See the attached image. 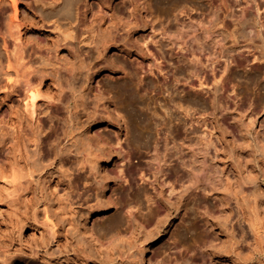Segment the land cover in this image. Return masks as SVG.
Here are the masks:
<instances>
[{"label":"bare ground","instance_id":"1","mask_svg":"<svg viewBox=\"0 0 264 264\" xmlns=\"http://www.w3.org/2000/svg\"><path fill=\"white\" fill-rule=\"evenodd\" d=\"M155 2L167 7L170 0ZM146 12L145 0H0V199L9 210L0 223V264H206V257L211 264H264V197L245 189L212 196L219 210L202 204L205 238L195 249L183 255L179 244L169 245L181 253L175 262L146 255L185 220L192 195L224 179L217 163L205 164L218 157L216 146L138 111L135 73L107 80L108 88L97 80L130 68L155 76L172 94L202 77L204 46L176 51L189 43L173 36L177 15L156 23ZM155 27L167 44L144 46L138 34ZM97 126L110 131L93 132ZM114 161L119 171L109 168ZM138 176L158 188L163 214L150 229L133 214ZM119 184L116 198L105 195ZM177 188L184 189L167 195ZM114 208L118 214L96 234L87 221Z\"/></svg>","mask_w":264,"mask_h":264},{"label":"rangeland","instance_id":"2","mask_svg":"<svg viewBox=\"0 0 264 264\" xmlns=\"http://www.w3.org/2000/svg\"><path fill=\"white\" fill-rule=\"evenodd\" d=\"M145 5L147 15L150 14L149 18L156 20V23L163 21L167 15L173 18L177 15L180 19L181 26H173V36L175 35V38L181 36L189 43H193L180 44L176 51L180 48L183 49H180L181 52H185L184 49L191 50L196 43L204 46L203 50H199L200 53L202 52V55L199 54L204 63L202 77L193 75L192 84L181 86L179 91L172 94L160 89V83L155 76H146L145 72L138 73L137 70L130 68L123 75L102 74L97 80H100L103 88L104 86L108 88V81L121 80L120 78L124 80L125 77L130 78L135 75L134 88L138 98L136 103L138 111L150 119L165 120L174 133L183 131L192 136L197 134L201 136L203 142L216 146L218 149L216 159L206 157L202 154L204 152L200 156L201 159L202 156L206 157L203 161L208 158V163H203L209 165V168L214 162L217 163V168L221 170L220 175L225 179L222 180L223 182H216L212 192L206 195L202 192L192 195L193 197L188 199L185 220H176L169 227L165 238L154 243L152 250L146 253L147 257L158 256L169 262L171 260L175 262V257L180 259L181 253L172 254L169 245L179 244L185 255L188 249L193 250L203 242L205 232L201 220L202 204L208 202L215 210L220 209L218 201L212 196H241L239 192L245 189L251 196L264 197L262 155L264 152V61L259 60V57L264 55V0H181L180 2L170 0L167 7L156 3L155 0H145ZM181 5L184 6L183 9L180 8ZM195 35L198 37V42L192 41ZM138 37L147 47L167 44L166 38L161 35V30L156 27L144 29ZM115 53L113 52L112 55L118 56ZM213 58H215L214 63L211 61ZM133 59L141 60L135 57ZM181 64L185 65L187 62ZM153 69L158 71L157 66ZM147 80L152 81L149 87L146 86ZM122 105L124 107L120 108L121 113L124 114V118H129L127 106L124 103ZM134 125L138 130H142L139 124ZM130 127L127 128L125 123L126 132ZM96 130L106 134L110 128L97 126L93 132ZM238 152L243 154L239 158L236 156ZM184 157L186 162L191 160L189 155ZM115 165L114 161L109 168L119 171L120 168ZM177 167L181 169V163H178ZM139 177L133 189L137 203L133 214L138 222L150 229L163 214L160 212L158 188L155 184ZM148 177L154 179L153 174H149ZM204 182L208 185L211 183L209 180ZM120 185L106 191L105 195L116 198ZM183 189L177 188L174 192L167 190L166 193L173 197ZM117 214L118 210L114 208L103 215L94 214L87 222L96 234H100L103 227ZM8 217V207L5 201L0 199V223L3 227ZM127 226L128 222L121 230L126 232ZM117 229L119 228H115L112 232ZM33 232L28 230L26 237H30ZM205 263L211 264V259L206 257Z\"/></svg>","mask_w":264,"mask_h":264}]
</instances>
